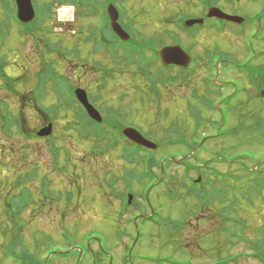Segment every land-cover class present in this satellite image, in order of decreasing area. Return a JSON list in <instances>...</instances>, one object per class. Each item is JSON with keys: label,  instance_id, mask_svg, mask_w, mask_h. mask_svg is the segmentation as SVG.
<instances>
[{"label": "rangeland", "instance_id": "rangeland-1", "mask_svg": "<svg viewBox=\"0 0 264 264\" xmlns=\"http://www.w3.org/2000/svg\"><path fill=\"white\" fill-rule=\"evenodd\" d=\"M49 1L38 0L40 3ZM63 1L50 2H53L58 10L69 0ZM117 1L116 7L123 15L121 24L131 34L156 43L160 40L163 43L159 42L160 47L164 44L172 45L175 38H180L182 48L196 60L193 73L187 76L188 82L176 79L175 82H179L180 85L176 83L160 87L162 98L158 99L154 93L151 94L146 90L147 85L154 90L157 86L151 82L147 84L143 76L139 75L135 65H127L118 55L113 58L110 55L94 53L92 47L94 43L91 42L92 38L88 37L90 33L87 30L96 27L98 24L96 17L83 16V19L79 15V10L74 9L72 19L65 21V27H62L57 25L61 23L58 14L54 17L50 12H46L41 17V20L47 19L42 23L41 31L49 33L46 36L37 33V42L30 36L21 37L17 24L11 26L9 36L0 44V58L8 63L0 77V84H7L3 90H0V102L8 101L11 111L20 113L26 120L27 137H20L24 140L15 137L12 144H9L2 138L6 134L0 130V264H17L7 256V249L12 246L18 247L16 252L19 254L25 251L38 252L41 258L45 257L44 252L49 245L57 244L65 247L62 239L65 231L74 236V244L78 247L84 244V235L97 232L98 237L88 242L91 243L93 257L89 258L86 250L81 248L79 254L75 248L71 250L75 254L70 258L66 260L54 258L50 264H76V261L78 264H95L94 257L105 264L106 259L102 258L106 256L113 259V264H128L129 256H131V264H148L143 261L152 256L167 257V255L178 258L177 260H190L194 264H211L233 254L250 253L254 248L250 249L251 246L247 244L261 242L257 229L264 225V204L257 199L253 207H247L248 214H243L251 227L246 230L242 240L234 239L239 243L236 246L233 238L221 232L226 218L225 214L222 217L217 215L221 209L219 205L208 206L201 212L194 210L191 204L185 212L183 204H176L172 208L175 202L165 196L166 191L184 182L183 179L202 178L197 172L187 174L183 166H174L170 170L169 187L155 189L153 186L149 193V197H154L151 199L154 209L159 211L161 206L164 218H180L182 222L180 230L177 232L171 230L170 235H167L166 231L160 228L159 223L146 226L140 223L141 217L150 213L145 209L146 206L141 198L142 189L147 182L143 179L142 170L134 173L136 177L131 184L134 191L132 206L127 215L122 217L120 201L113 196L117 193L122 194L125 185L120 180L117 184L115 180L124 174L126 167L132 168L131 170H135L136 167L127 162L120 148L106 150L100 145L96 135L85 136L79 132L80 130L74 129L69 123L76 121L72 118L75 113L74 108L66 110L64 105H60L59 116L51 115L57 119L53 124L52 135L47 138L34 137L33 133L44 126L40 125L42 122L38 124L36 120L39 115L31 103L32 90L35 92L37 86L40 93L37 74L43 70V67L50 66L56 73L65 75L72 86L86 88L90 96L97 97L99 102L95 101L96 105H99L106 117L111 116L124 122L130 128L139 130L140 134L153 140L157 148L159 147L154 151L157 161L164 155L180 154L183 149L181 144L177 145L176 139L179 136L186 138V142L190 143L192 139L199 140L201 134H214L210 125L211 120H220V124L223 122L220 119L221 115L211 112L209 103L206 102V100L218 101V94L228 92L226 89V91L220 90L222 93H216L209 87L210 67L207 59L208 56L215 54L221 55L219 57H223L227 62L218 73L219 79L245 90L229 110L230 114H227V118V108L221 106L223 117L227 119V124L223 125V132L227 133L230 128L237 127L238 123H250V125L255 123L257 127L260 126L259 124L264 127V99L261 98L264 81L251 82L248 77L239 74V70L247 63L246 38L252 32L250 26H245L241 30L229 28L223 31L204 28L200 32L186 34L179 30L178 24L172 22V19L178 15L188 18L201 17L205 8L204 5H199L197 0ZM212 3H214L212 6H216L217 3L228 13H235L245 18L264 11V6L257 5L251 0H212ZM84 12L89 11L86 9ZM227 12L225 13L228 14ZM82 24L84 27L80 29ZM262 25L264 27V19ZM167 31L173 33H170L172 38L166 37ZM174 34L178 37L174 38ZM47 40L50 45L56 46L55 52L47 53ZM258 47L264 50V40L259 41ZM38 53L45 54L46 64L39 62L42 56L39 57ZM65 53H71V56ZM115 60L119 66L115 64ZM231 61L235 64L230 63ZM260 64L264 65V61ZM155 66L150 67L157 69ZM105 67L109 71L106 72L103 69ZM26 71L31 73V78L24 82L19 77ZM145 71H148L147 68ZM173 73L178 74L177 71ZM5 74H10L11 77L6 78ZM32 74L35 76L33 77ZM148 74L152 81L158 76L151 69ZM16 79H19L17 83ZM101 80L107 81L99 91ZM13 83H16L13 89L20 91L21 97L7 91L13 90L8 85ZM54 85L52 83L47 85L43 100L40 94L34 93L37 107L40 109L43 106L45 113L58 106L60 104L58 96H63L54 92ZM173 86L175 88H171ZM190 108H196L200 116L193 115L194 111L193 109L190 111ZM242 110H245V115H249L252 119L248 120L244 115L242 116ZM45 120L46 118L42 119ZM16 128L15 125L14 130ZM249 138L254 139L245 133L237 139L231 137L210 142L209 145L201 147L190 162L201 168L204 163H208L211 167L216 166V169L221 170L223 174L232 171L240 176L244 175L254 166V161L249 165L242 164L246 160L243 151H248L255 139H261L257 136L253 142L242 144L243 140ZM237 140L243 147L237 143ZM253 148L257 149L251 150L255 159L264 155V149H259L262 148L261 146L257 145ZM236 152H239L238 161L241 164L229 163ZM224 158L227 159V163L224 162L226 161ZM32 176L34 178L31 180ZM17 177L24 179V184L20 183L21 186H18ZM204 177H207L206 173ZM109 183H112V188L108 186ZM219 188L220 186L216 187ZM175 190L181 192L180 187ZM9 192H14L16 197L13 199L22 209L21 214L16 218H13V210H9L7 206L6 198ZM70 194L73 195L72 199ZM226 194L230 197L228 191ZM135 213L141 214L138 219L140 236L135 234L131 223L132 215ZM4 214L7 216L4 217ZM218 232H221V235ZM120 233L123 236L118 238ZM97 239L103 241L104 252L99 250ZM32 262L28 261L27 264ZM235 264L261 263L247 254V257L238 259Z\"/></svg>", "mask_w": 264, "mask_h": 264}, {"label": "trees", "instance_id": "trees-1", "mask_svg": "<svg viewBox=\"0 0 264 264\" xmlns=\"http://www.w3.org/2000/svg\"><path fill=\"white\" fill-rule=\"evenodd\" d=\"M52 1V0H50ZM43 2L40 3L38 0H33L34 5H36V8L39 12L37 15V19L32 22L28 26H23L18 24L19 22L16 19V11L14 7V1L13 0H0V44L1 42L8 36L9 31L11 26L14 24H18L23 28V31H20L21 35L24 36L26 35L25 30H30V34H32L34 37L37 35V33H41V35L46 36L48 34L47 32L43 33L41 31V25L44 23L45 20H41L42 14L46 12L51 13V9L53 8V2ZM56 1V0H53ZM60 3L64 2L63 0H59ZM101 0H69L68 4L74 5L81 13L84 12L86 9L90 11L91 6H100L101 5ZM4 15H3V14ZM86 13V12H84ZM175 19H172V22ZM171 22V21H170ZM128 28V27H127ZM129 29V28H128ZM262 30V31H261ZM255 36V40L257 44H254L256 49L253 47V50L251 51L250 48H248V58H247V63H245L246 66H248V79L249 81H254V80H260L264 81V65H261L260 62L264 61V50L259 47L257 48V45L259 41L264 40V29L262 28ZM182 33L190 34L193 32H190V30L182 29L180 30ZM104 33V32H103ZM102 33V34H103ZM173 34L171 31L167 32V38L170 37L172 38L171 34ZM134 38L135 36L132 35ZM178 37L176 34H174V38ZM143 43H149V42H144L142 41L141 43L136 42L133 40L131 43H129L125 49H120L119 56L124 59L128 64H135L139 74L145 75L147 73L146 68H148V71L151 69V71L156 72L158 75L157 78L155 79L153 84H155L156 90L151 88V86L147 87V91H150V93H154L155 96L158 99H161V91L160 87H164L167 85L171 84H176L179 82H175L176 79L178 81L180 80H186L185 75H172L171 73H164L162 69L157 67V69H153L150 66L146 65V61H154L155 55L151 51V48H157L158 44L151 42L147 47L146 44ZM161 44L162 41L160 42ZM255 50L256 56L252 58V53ZM152 54V57L149 56V54ZM151 61V62H152ZM121 64V63H120ZM130 66V65H129ZM147 66V67H145ZM150 68V69H149ZM107 72V69H106ZM135 74H137V71L135 70ZM47 79V77H45ZM162 84H161V83ZM188 82V81H187ZM54 92L56 94H62L63 96L59 98L60 104L58 106L53 107V109L47 110L50 115H58L61 111V106L64 105L66 110L71 108H74L75 113L72 115V118H75L76 121H71L69 122L70 125L78 130L77 128L80 127L82 132V135H96L97 140L100 143V145L106 149V150H116L118 148L121 149V152L124 156L125 159H127L130 164L134 165L136 167L135 170H131L132 168H127L124 171V174L121 175L119 178H116L115 183H119V180L125 185V190L122 194H116L115 199L120 201L121 204V215L126 216L130 207L132 205L127 204V195L129 193H132V182L135 179L136 175L134 173H137V171L142 170L143 171V179L144 181H147L144 188L142 189V194L141 198L143 199V203L145 204V192L151 184H153L155 181H157L160 178V173L156 172L159 171L161 172V161L165 160L167 158H173L175 160L180 159V160H185V164H189L187 169L185 170L187 174L190 172H197L199 175H202V180L198 184L196 183L193 178H188V180H184V182L178 184L176 187H171V189H168L165 193V196H168L171 200H174L175 204L173 205L172 208L176 204H183L185 205V210L187 209L188 205H192L194 210L196 209L197 211H202L206 210L208 206L213 207L214 204H217L221 207L217 215H220L221 217L223 214H225L226 221L223 223V228L221 231L222 234L229 236V238H233L236 240H242L243 235L245 234L246 230H248L251 226L248 224L247 219L243 214H248V208H251L255 205L256 199L264 204V155L259 158L255 159L254 154L251 152V150H257L253 147L255 146H261L262 148L259 149H264V127L263 125L259 124L260 126H256L255 123L251 124L250 123H238L237 127L239 125V130H237V127L230 128L227 133L221 134V136L225 139L228 138H240L241 135L247 133L251 137H257L260 136L261 139L257 138L255 139L256 141L252 144V147L248 151H243V155L245 158H248V161H245L242 164L249 165L251 161L254 162V166L250 168L247 173L244 175H238L232 171H227L226 173H221V174H216L215 178L213 179V175L206 170L205 167H207V164L205 167H195V165L191 164V158H187L188 155L190 154V151L192 148H196L197 143H194V139L192 140V144H194L193 147H190V144L188 145L186 142V138L179 136L176 141L178 144H181L184 146L183 152L178 153V154H170V155H164L162 156L159 161H157L156 156L154 155L155 152H150L147 150H144L143 148L140 147H132L131 145L123 144L121 142L122 139V130L125 126H127L124 122L121 121H112L110 120L111 118L107 119L106 123L102 124H95L90 121L88 118L87 114L82 111L78 106L77 103H74V95H73V90L74 88L68 83L67 79L65 77H61L58 73L54 72ZM259 83V82H258ZM62 92V93H60ZM40 94L41 98L43 97V90L40 89ZM231 101V100H230ZM227 107L229 105V100L227 101V104H225ZM6 108V107H5ZM0 109V113L5 109ZM193 109V110H192ZM232 108H227L226 110V118L227 114L229 113V110ZM192 112L193 115H199L200 112L196 108H190V111ZM209 110L213 111V107L209 108ZM217 111V110H216ZM242 116L246 119H252L249 115H245V110H242ZM72 113V112H71ZM198 113V114H197ZM230 114V113H229ZM221 118H223L225 124H227V119H224L223 114L220 113ZM108 118V117H106ZM200 119V118H199ZM198 119V120H199ZM56 118L52 117L51 121L56 122ZM112 121V122H109ZM198 120L196 122H198ZM14 126L12 123H8L7 125H3L0 127V130H3L6 135H4L2 138L6 140L7 143L12 144L13 138L17 137L20 139L21 136V127L20 125H17V128L14 130ZM213 127L216 128L217 131L220 129V124L219 122H213ZM180 135V134H179ZM33 137V136H32ZM35 137V136H34ZM253 138H249L248 140H243L242 144H249L254 141ZM21 140V139H20ZM237 143L241 145L240 141L237 140ZM188 145V146H187ZM243 147V145H241ZM101 147V148H102ZM186 147L188 149H186ZM186 149V150H185ZM104 152V151H103ZM264 152V150H263ZM239 152H236L232 155L231 162L229 163H239ZM236 161V162H235ZM228 162V161H224ZM241 164V163H239ZM174 165L173 162L167 160L166 165H165V170L169 169ZM155 169H157L155 171ZM36 170V169H35ZM11 171V170H10ZM34 172V171H33ZM205 173L207 174V177H204ZM134 175V176H133ZM37 176H35L36 178ZM34 178V176L31 177V180ZM221 179V181L219 179ZM171 176L169 175L168 178L166 177L163 181V183L157 188H162V187H169L168 183L170 182ZM16 182H18V186H21L20 183L24 184V179H21L19 177L16 178ZM115 184V186L117 185ZM108 186L110 188L113 187L112 183H109ZM217 186H220L219 189H216ZM177 187L181 188V192L175 190ZM17 191L15 188H11ZM211 189V191H209ZM175 190V191H174ZM227 191L230 194V197H227ZM28 192H30L28 190ZM24 192V193H28ZM71 199L73 197L72 194ZM8 198H6L7 206L9 207V210H13V218H16L17 215L21 214L22 209L21 207L18 206L16 203L15 199L13 197H16L14 192H9ZM32 197V196H31ZM33 198V197H32ZM154 198L153 196H150V199ZM152 202V201H151ZM227 202V204H226ZM153 204V202H152ZM145 209L148 210L147 205H145ZM159 211H156V214L154 217L150 220H145L141 218V222L143 223L144 226L150 225V224H158L161 225L160 228L166 231L167 235H170V232H177L178 230L181 229V220L180 218L177 219H172L171 217H166L164 218L163 212H162V207L159 206ZM136 212V211H135ZM147 212V211H146ZM188 214V212H187ZM138 215H141L138 213ZM189 215V214H188ZM6 217L7 215H3ZM137 214H133L131 218V223L135 220ZM258 231V237L261 242H258L257 244H247L248 246H251L254 248V250L251 252V254L256 257L259 261H261L264 264V225L261 226L260 228L257 229ZM221 232L219 233L221 235ZM99 235V234H98ZM119 236H123L122 233L118 234ZM232 236V237H231ZM97 232H90L87 235H84V244L82 246H77L74 244V236L71 235L68 231H65L62 235V239L65 242L64 246H58L57 244H52L49 245L48 248H46L44 254H49V252L53 251L54 256L59 257L58 252H61L63 249L67 250V253L69 256H72L75 254V252H71L73 249H77L78 253L80 254V249L86 250V253H89V250L87 248V244L90 240L97 238ZM235 240V241H236ZM235 246L239 243L235 242ZM103 242V241H102ZM86 243V245H85ZM250 243V242H248ZM234 246V245H233ZM233 247V249L235 248ZM17 246H12L11 248L7 249L10 250V255L12 258L17 261V264H27L28 261H33L32 264H44V261L41 259V257L38 255V252L36 253H30L29 251H25V253L20 252V254L17 251ZM24 251V250H23ZM78 254V255H79ZM246 253H240V254H233L230 257H227L225 259H220L216 260V262H212L211 264H221L224 262H228L231 264H235L238 262V259L245 257ZM102 259H106V257H103ZM178 259V258H177ZM175 257H172L171 255H167V257H153L145 260L147 263H152V264H184L181 262L183 259L177 260ZM187 261V260H185ZM180 262V263H178ZM97 264H103L102 261H97ZM107 264V262L105 263Z\"/></svg>", "mask_w": 264, "mask_h": 264}, {"label": "water", "instance_id": "water-1", "mask_svg": "<svg viewBox=\"0 0 264 264\" xmlns=\"http://www.w3.org/2000/svg\"><path fill=\"white\" fill-rule=\"evenodd\" d=\"M16 1H17L18 8H19L20 20L23 22L32 21V19L34 18V10H33L32 5H31V0H16ZM108 13H109V16L111 19V25H112L113 29L115 30V32L120 37H122L124 40H127L128 35L121 29L119 24H117L119 14L116 11V9L113 6H110L108 8ZM208 17L209 18L215 17L218 19L235 21V22H239V23H241L243 21L242 19L237 18V17H230V16L226 15L225 13H223L222 11H220L219 9H212L209 12ZM201 23H202V21H188L186 25L192 26V25L201 24ZM160 55H161V59H162L163 63L166 65H177V66H181L183 68H187L191 62L190 57L186 53H184L180 47L164 48L161 51ZM76 95H77L79 101L82 104H84V106L86 107L89 115L93 119L101 122V117H100L99 113L91 105H89L85 92L78 90L76 92ZM261 96L264 97V91H262ZM45 131H47V132H45ZM45 131L41 132L40 135H48V133H50V129L45 130ZM124 134L127 138H129L131 141H133L134 143H136L138 145L144 146L150 150H156L157 149L156 144H154L151 141L146 140L135 130L126 129L124 131ZM130 199H131V197H130Z\"/></svg>", "mask_w": 264, "mask_h": 264}, {"label": "flooded vegetation", "instance_id": "flooded-vegetation-1", "mask_svg": "<svg viewBox=\"0 0 264 264\" xmlns=\"http://www.w3.org/2000/svg\"><path fill=\"white\" fill-rule=\"evenodd\" d=\"M229 14V13H228ZM231 15H237V14H235V13H230ZM247 19H249V18H247ZM174 70H176V69H174ZM3 73H4V71H2V74H0V77H1V75H3ZM5 77L7 78V75L5 74ZM8 77H11V75L10 74H8ZM0 86H2V84H0ZM171 88H175V86H173V87H171ZM20 92V91H19ZM33 92V96H32V101H31V103H34V105L36 104V101H35V99H34V93L36 92L37 94H38V91L37 90H35V92L34 91H32ZM19 97H21V95L19 96ZM96 102L98 101L97 99L95 100ZM95 101H93V103H94V105L95 106H97L96 105V102ZM2 102L3 101H1L0 102V105H2ZM22 102H23V100H22ZM6 107V105L5 106H2L1 107V109H3V108H5ZM98 110H99V112H100V108H99V105L96 107ZM37 114H40L39 112H37ZM21 119H22V117H20ZM45 117L44 116H42V115H40V117L38 118L37 117V122H38V124H40L41 122H42V124H40L41 126H44V124L46 125V124H48L49 123V120L48 119H46L45 121H42V119H44ZM114 119V118H113ZM115 121H116V119H114Z\"/></svg>", "mask_w": 264, "mask_h": 264}, {"label": "bare ground", "instance_id": "bare-ground-1", "mask_svg": "<svg viewBox=\"0 0 264 264\" xmlns=\"http://www.w3.org/2000/svg\"><path fill=\"white\" fill-rule=\"evenodd\" d=\"M66 12V11H65Z\"/></svg>", "mask_w": 264, "mask_h": 264}]
</instances>
